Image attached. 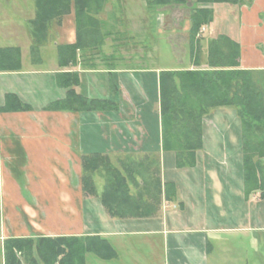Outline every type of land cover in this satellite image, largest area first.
I'll use <instances>...</instances> for the list:
<instances>
[{
    "label": "crops",
    "instance_id": "0c3cea01",
    "mask_svg": "<svg viewBox=\"0 0 264 264\" xmlns=\"http://www.w3.org/2000/svg\"><path fill=\"white\" fill-rule=\"evenodd\" d=\"M213 9V21L203 28L207 40L229 36L241 45V68L264 70V0L215 3ZM35 15V0H0V47L19 46L22 54L20 70L0 71V264H6L9 238L61 235L110 243L114 257L88 252L86 264H264V196H246L237 110L213 108L203 120L196 165L179 168L162 141L160 72L172 68L61 67L63 42L43 45L35 61L29 29ZM74 71L79 95L113 99L117 107L46 110L66 96L57 75ZM9 93L31 109L3 111ZM90 153L108 154L114 164L126 156H158L163 184L173 183L176 197L164 199L154 216L110 217L100 197L82 189V156ZM103 187L96 181L99 194Z\"/></svg>",
    "mask_w": 264,
    "mask_h": 264
},
{
    "label": "trees",
    "instance_id": "16d2710c",
    "mask_svg": "<svg viewBox=\"0 0 264 264\" xmlns=\"http://www.w3.org/2000/svg\"><path fill=\"white\" fill-rule=\"evenodd\" d=\"M36 15L29 21L31 54L40 59V48L48 40L51 25H61L65 15L75 9L76 41L58 45L61 67L91 62L88 50L100 49L109 32L102 31L97 17L106 0H35ZM191 5L189 50L194 68L166 69L160 72V104L163 149L176 153L179 168L196 165L197 151L203 147L204 117L217 107H234L242 123L243 168L246 196L259 191L264 196V70L241 68V45L221 34L207 40L203 58L202 29L214 19L215 3H240L242 0H145L148 9L172 4ZM105 65L116 56L104 57ZM108 60H111L109 62ZM86 62V61H85ZM115 64V63H114ZM206 67H202V65ZM89 66V67H88ZM96 64H88L95 68ZM22 68L19 46L0 47V71ZM58 84L67 89L66 96L48 104L46 110L84 111L115 109L113 99H89L79 95L75 86L78 72H60ZM111 90L116 85L111 82ZM3 111L30 110L16 94L6 95ZM105 179L102 192L95 177ZM82 189L86 195H98L110 217H149L159 212L162 202L176 197L173 183L163 184L158 156H126L114 164L108 154L82 156ZM6 264H20L14 250L23 253L28 264H86V253L109 259L115 252L110 243L95 235L40 236L9 238L5 242Z\"/></svg>",
    "mask_w": 264,
    "mask_h": 264
},
{
    "label": "rangeland",
    "instance_id": "374dc122",
    "mask_svg": "<svg viewBox=\"0 0 264 264\" xmlns=\"http://www.w3.org/2000/svg\"><path fill=\"white\" fill-rule=\"evenodd\" d=\"M191 5L190 1L188 5L172 4L148 9L145 0H106L105 10L97 17L102 23V31L109 34L106 35L100 49L86 51L85 55L93 60L87 62L83 59L82 66L87 67L91 63L96 64L95 67L105 66L104 57L114 55L116 56L114 63L123 67L160 64L172 69L174 67L194 68L189 50ZM75 25L73 6L72 11L64 16L62 25L59 27L60 36L57 34L58 25L54 22L44 45L54 46L55 42L75 41ZM176 32L178 33L174 34ZM206 34L202 29L200 34L204 39L202 62L206 60ZM155 55L156 60H152V56ZM108 61L111 62V60ZM96 181L105 183L102 173L96 175L95 183ZM45 226L50 225L46 223ZM41 228L39 234H46L47 232L42 233ZM14 254L20 264H28L21 251L15 249Z\"/></svg>",
    "mask_w": 264,
    "mask_h": 264
}]
</instances>
